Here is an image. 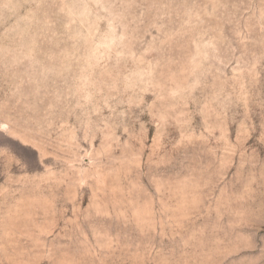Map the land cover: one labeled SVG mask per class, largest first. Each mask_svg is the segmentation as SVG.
<instances>
[{"label":"rangeland","instance_id":"1","mask_svg":"<svg viewBox=\"0 0 264 264\" xmlns=\"http://www.w3.org/2000/svg\"><path fill=\"white\" fill-rule=\"evenodd\" d=\"M0 264H264V0H0Z\"/></svg>","mask_w":264,"mask_h":264}]
</instances>
